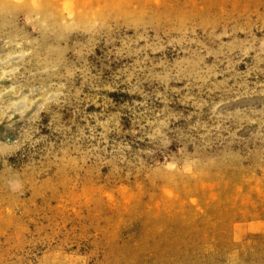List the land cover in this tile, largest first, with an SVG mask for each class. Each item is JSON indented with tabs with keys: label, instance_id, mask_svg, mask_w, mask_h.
<instances>
[{
	"label": "rangeland",
	"instance_id": "374dc122",
	"mask_svg": "<svg viewBox=\"0 0 264 264\" xmlns=\"http://www.w3.org/2000/svg\"><path fill=\"white\" fill-rule=\"evenodd\" d=\"M0 264H264V0H0Z\"/></svg>",
	"mask_w": 264,
	"mask_h": 264
}]
</instances>
